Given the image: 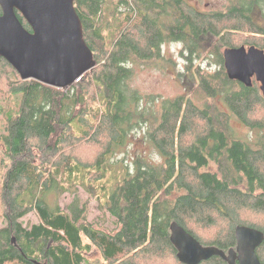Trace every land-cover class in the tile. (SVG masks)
<instances>
[{"label":"trees","instance_id":"trees-1","mask_svg":"<svg viewBox=\"0 0 264 264\" xmlns=\"http://www.w3.org/2000/svg\"><path fill=\"white\" fill-rule=\"evenodd\" d=\"M74 7L96 65L70 87L22 80L0 57V91L13 104L0 115V264H88L92 244L101 264L165 254L183 264L169 239L172 221L224 251L235 246L237 225L264 233V112L255 115L264 100L254 78L245 86L227 77L221 51L264 50V0H231L212 13L187 0H74ZM213 37V63L204 68L194 60ZM172 41L183 44L193 90L147 106L130 86L134 65H163L162 47ZM232 118L248 136L235 135ZM137 130L150 151L115 157ZM79 186L114 217V228L89 222L77 196L67 210L59 205V195ZM29 212L38 221L24 225ZM256 253L264 264V240ZM199 264L228 263L211 256Z\"/></svg>","mask_w":264,"mask_h":264},{"label":"water","instance_id":"water-1","mask_svg":"<svg viewBox=\"0 0 264 264\" xmlns=\"http://www.w3.org/2000/svg\"><path fill=\"white\" fill-rule=\"evenodd\" d=\"M0 8V57L22 80L33 79L66 89L96 65L93 51L83 38L74 0H0ZM16 10L30 29L21 23ZM222 59L229 79L251 86L254 78L264 100L263 49L255 45L226 47ZM169 229V239L183 264H199L211 256H219L228 264H261L256 249L264 233L256 228L237 225L236 244L226 251L202 245L176 221L170 223Z\"/></svg>","mask_w":264,"mask_h":264},{"label":"rangeland","instance_id":"rangeland-1","mask_svg":"<svg viewBox=\"0 0 264 264\" xmlns=\"http://www.w3.org/2000/svg\"><path fill=\"white\" fill-rule=\"evenodd\" d=\"M231 0H187L192 6L197 10L212 13L216 11H223L229 5ZM253 15V18L258 21H262L258 12ZM215 38H208L204 52L194 60V63L202 62L204 68L206 64L210 62L213 63V55L211 54L213 50V43ZM183 44L181 42H168L163 45L162 50L166 61L163 65H134L133 76L130 81V86L137 89L143 98V101L147 102V106H152L153 103H156L160 99L172 98L178 94L189 93L193 90V85L188 79V72L184 68L186 63L183 56H181V50ZM185 51V50H184ZM223 51V49L221 50ZM213 68V67H212ZM12 76V75H11ZM13 77V76H12ZM1 86V85H0ZM2 88V87H1ZM11 97L5 96L3 91H0V115H3L4 112L12 108ZM219 105L222 106L220 100ZM264 110L261 108L257 111L255 115L260 117L263 114ZM231 126L236 136L245 138L248 136V129L242 125L240 122L231 119ZM134 134V135H133ZM132 134L133 137L129 140L127 153L125 150H122L115 154V157L129 161L130 156L138 149L142 151H150L147 146H142L138 143L139 135L142 134V131L139 133L137 130ZM93 148V147H92ZM94 149V148H93ZM136 149V150H135ZM96 150V148L94 149ZM76 150L72 151V154ZM88 159H91L94 156V153L89 149L87 151ZM128 158V159H127ZM86 161V160H85ZM75 193H63L59 195L58 202L59 205L67 210L68 205L72 202L74 196H77L80 199V202H85L87 204V220L97 225H103L106 228H114L115 219L109 214L108 211H103L99 207V203L96 199L91 198L88 192L82 186L76 187ZM48 202L53 203L54 196L53 194L48 195ZM1 220V219H0ZM24 225H29L36 223L38 221L37 216L34 212H29L21 218ZM89 263L88 264H101L102 257L99 249L95 245H91V251L86 255ZM146 264H172V261L168 254L161 256L159 259L145 261Z\"/></svg>","mask_w":264,"mask_h":264}]
</instances>
